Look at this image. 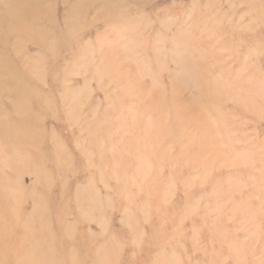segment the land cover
<instances>
[{
	"label": "rangeland",
	"instance_id": "1",
	"mask_svg": "<svg viewBox=\"0 0 264 264\" xmlns=\"http://www.w3.org/2000/svg\"><path fill=\"white\" fill-rule=\"evenodd\" d=\"M0 264H264V0H0Z\"/></svg>",
	"mask_w": 264,
	"mask_h": 264
},
{
	"label": "bare ground",
	"instance_id": "2",
	"mask_svg": "<svg viewBox=\"0 0 264 264\" xmlns=\"http://www.w3.org/2000/svg\"><path fill=\"white\" fill-rule=\"evenodd\" d=\"M1 141V140H0Z\"/></svg>",
	"mask_w": 264,
	"mask_h": 264
}]
</instances>
